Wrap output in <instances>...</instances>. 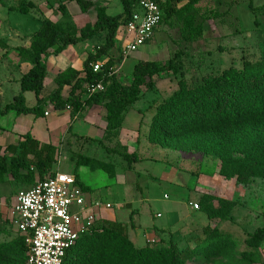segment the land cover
<instances>
[{
  "label": "rangeland",
  "instance_id": "1",
  "mask_svg": "<svg viewBox=\"0 0 264 264\" xmlns=\"http://www.w3.org/2000/svg\"><path fill=\"white\" fill-rule=\"evenodd\" d=\"M19 1L0 2V81L4 80L3 72L14 71L15 64L9 59L14 56L15 46L24 43L25 37L40 27L43 18L64 19L61 4L79 25L85 19L94 18L92 13L87 17L77 13L73 0H30L36 7L28 13L12 9L18 7ZM104 1L109 13L115 15L122 11L120 0ZM46 4L55 12H43ZM175 6L177 10L193 14L197 23L203 24L202 36L196 41H183V21L173 14L155 30L149 42L124 62L120 49L127 37L121 31L109 55L118 70L117 78L123 83L131 81L138 61H169L179 50L184 51L181 60L188 81L231 66L241 67L244 60H264V0L194 3L184 0ZM97 43L94 38L79 47L90 51ZM50 71L54 73V67ZM179 79L171 73L162 74L154 77L152 87L143 85L139 99L127 109L118 129L119 144L117 139L107 143L118 151L137 153L139 160L131 167L119 153L107 152L98 141L100 138H96L107 128L103 106L88 108L83 116L71 113L68 107L57 114L53 106H48L46 111L52 114L39 119L37 128H48L51 133L49 128L53 127L50 142L57 146L54 170L73 174L75 162L83 153L114 163L115 178L87 166H80L77 172L80 180L93 188V196L114 204L104 212L105 217L123 224L136 246H162L163 238L165 247L175 245L183 251L186 264H264V240L257 245L249 241L256 230L264 229V178L239 182L235 176L226 177L221 173L222 161L215 156L191 148L162 147L150 140V120L155 106L178 87ZM14 88L18 94L19 85ZM25 96L28 105L36 104L35 93L27 91ZM3 123L9 126L5 120ZM22 189L26 186L14 182L10 176L0 183V245H7L19 236L11 220V210ZM195 203L199 209L194 208ZM207 237L219 240V250L211 252L202 247ZM20 262L26 263L17 259L12 264Z\"/></svg>",
  "mask_w": 264,
  "mask_h": 264
},
{
  "label": "trees",
  "instance_id": "2",
  "mask_svg": "<svg viewBox=\"0 0 264 264\" xmlns=\"http://www.w3.org/2000/svg\"><path fill=\"white\" fill-rule=\"evenodd\" d=\"M73 1L82 15L92 13L94 19L79 25L61 4L62 21L47 17L41 20L40 27L29 35V47H16L20 61L29 62L32 66L20 78L21 91L14 101L6 104L0 101V120L11 111L44 117L49 103H53L57 110L70 107L73 114L101 105L106 110L107 128L98 141L107 152L119 153L131 167L139 160V155L118 151L107 143L117 139L119 144L118 129L127 109L139 99L142 86L152 87L155 76L171 73L180 77L178 87L155 106L150 120V140L162 147L191 148L215 156L222 161L221 173L226 177L235 176L239 182L264 178V60H244L241 67L231 66L188 81L181 60L184 51L179 50L169 61H138L131 81L123 83L117 78V73L109 74L114 69V60L109 54L118 43L119 31L138 10L140 0H120L122 12L115 15L109 14L107 6L100 0ZM157 1L164 10L158 27L176 14L183 21V41H196L202 36L203 24L197 23L193 14L176 9L175 4L184 0ZM197 1L190 0L192 3ZM35 7L30 0H20L18 7L12 9L28 13ZM94 38L98 41L95 52L89 53L83 68L78 70L70 66L58 73L55 78L57 88L50 95L42 96L49 57L61 53L69 45ZM98 61L103 63V67L94 72L92 64ZM99 81L104 84V91L89 95V87ZM66 86L70 87L68 97L63 95ZM26 91L35 93V105L27 104ZM56 151V145L42 143L30 132L8 145H4L0 137V183L10 176L14 182L30 188L37 179L54 175L57 171L54 170ZM80 166L101 169L109 178L116 177L114 163L80 154L73 174L77 184L89 193H94V190L80 180L77 172ZM18 234L13 242L0 245V264H12L17 259L27 262L29 247L25 237ZM163 240L162 246H136L123 224L102 217L67 250L63 264H186L183 251L175 245L165 247ZM263 240V228L256 230L249 239L253 245ZM8 246L11 248L7 249ZM219 246V240L207 237L202 247L214 252L219 250Z\"/></svg>",
  "mask_w": 264,
  "mask_h": 264
},
{
  "label": "built area",
  "instance_id": "3",
  "mask_svg": "<svg viewBox=\"0 0 264 264\" xmlns=\"http://www.w3.org/2000/svg\"><path fill=\"white\" fill-rule=\"evenodd\" d=\"M163 16L164 10L157 0L139 1L138 10L119 31L127 37L120 50L123 59L152 37ZM92 66L97 72L103 63L98 61ZM117 72L114 67L109 74ZM104 89L99 81L89 87L88 92L91 95ZM113 207L112 202L84 191L74 174L59 170L43 180L37 179L32 187L18 191L11 220L29 247L26 264H63L67 250ZM194 208L199 209V204L195 203Z\"/></svg>",
  "mask_w": 264,
  "mask_h": 264
},
{
  "label": "crops",
  "instance_id": "4",
  "mask_svg": "<svg viewBox=\"0 0 264 264\" xmlns=\"http://www.w3.org/2000/svg\"><path fill=\"white\" fill-rule=\"evenodd\" d=\"M100 3L106 5L104 0H103V2H102V0H100ZM76 6H77V11H78L77 13L80 14L79 6L77 5V3H76ZM42 8H43V12H46L48 10L55 12L53 9L49 8L48 4H46ZM108 13H109V11H108ZM109 14H111V13H109ZM46 15L48 16L47 13H46ZM88 15H90V14H88ZM88 15H85V17H87ZM72 18L74 19V17H72ZM50 19L53 20L52 18H50ZM80 20L84 21V18H82ZM53 21H58V20H53ZM86 21H87V19H85L84 23ZM76 23H77V21H76ZM81 43L82 42H79L76 45H69L61 53L52 54L49 57V59H48V75H47V77L45 79V88H44V91L42 92V96L50 95L51 92L54 91L57 88L58 85L55 82V78H56L58 73H60L61 71L65 70L66 68H68L70 66L74 67V68H76L78 70H81L83 68V62L87 58L89 53L90 52H95V47H96L97 44L93 47L92 50L87 51V50L83 49L82 47L81 48L79 47V45ZM19 45H22V46H25V47H29V45H30L29 36L25 37L24 43H22V44L19 43L15 47H17ZM75 47H77L78 49L75 48ZM123 60H124V62H126L127 58L123 59ZM9 61L13 62L15 64V68H14L13 72H12V69H10L11 72L8 71V73H10V76H9V74L7 72H3L4 80L0 81V83L3 82L2 83L3 85L0 86V89H1L0 98H1V101H2L3 104H6L8 102H13L14 101V97L16 95H18L20 92L17 94L14 91L15 88L13 89V86L17 87L19 85V87H20V84H19L20 78L22 77L23 74L27 73L30 70L31 66H32L29 62L20 61V59L18 57V52H17L16 49L14 51V56L10 57ZM51 67H54V73H51V71H50ZM3 77H1V79H3ZM20 91H21V87H20ZM69 92H70V87L66 86L64 88V90H63L64 97H68ZM48 106H50V107L53 106V109H54L53 111L57 112V114H58V112H61V110H62V109H58V110L55 109L53 103H49ZM97 106H101V105H95V106H92V108L93 107H97ZM88 108H91V107H87V108H85V110H83V111H81V112H79L77 114H79V116H83V113ZM69 111L71 113H73L71 110H69ZM51 114H52L51 111H49V113L47 115H45L44 117H49ZM76 116L78 117V115H76ZM25 117H26V119H25ZM32 117L34 118L33 120L31 119ZM27 118H30L29 119L30 121L25 123V120H27ZM39 119H42V117H36L34 114H20L19 115L15 111L9 112L7 115L3 116L1 118V120H0V125L2 126V129H3V132L0 131V137H1L2 143H4V145H8L10 143H15V141H17V139L19 138L20 135H23V134H25L27 132H30L35 139L39 140L42 143H51L50 142V138H51V133H52L53 127H52V129L49 128V130H51V133H49L48 128H46V129L42 128V129L39 130L37 128V123H38ZM3 120H5V122H8L9 126L5 127V125L3 123ZM73 123H71V124H73ZM71 128H72V126H71ZM103 135L102 136L100 135V137H96V138L97 139L98 138H102ZM87 136L92 137V135H87ZM51 144H53V143H51ZM0 199H2L1 196H0ZM3 200L5 201V198ZM158 213H161V212H158ZM160 216H162V214ZM158 228H160V227H158Z\"/></svg>",
  "mask_w": 264,
  "mask_h": 264
}]
</instances>
